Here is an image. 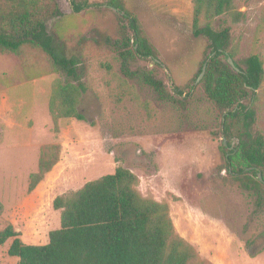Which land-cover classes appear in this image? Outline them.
<instances>
[{
    "label": "rangeland",
    "instance_id": "374dc122",
    "mask_svg": "<svg viewBox=\"0 0 264 264\" xmlns=\"http://www.w3.org/2000/svg\"><path fill=\"white\" fill-rule=\"evenodd\" d=\"M109 1L89 0L95 5L75 14L69 0H58L62 16L47 23L79 59L83 121L53 119L50 97L64 77L48 56L33 47L0 54V227L11 224L24 244H47L60 228L53 200L121 166L137 176L144 198L169 206L175 232L205 264H264V205L257 207L254 192L235 179L238 168L227 165L226 151L238 141L221 134L222 110L206 99L203 77L197 82L208 40L193 34V0H120L157 51L158 62L138 60L130 68L151 71L171 101L125 77L117 53L96 43L97 32L127 34V20ZM233 2L244 19L221 16L213 26L230 28L238 63L257 55L264 68V0ZM255 93L253 130L264 133V80ZM224 138L230 145L222 149ZM48 145L59 147L58 162L28 192ZM10 243L0 247V264L19 261L8 255Z\"/></svg>",
    "mask_w": 264,
    "mask_h": 264
},
{
    "label": "trees",
    "instance_id": "16d2710c",
    "mask_svg": "<svg viewBox=\"0 0 264 264\" xmlns=\"http://www.w3.org/2000/svg\"><path fill=\"white\" fill-rule=\"evenodd\" d=\"M69 3L75 14L95 5L89 0H69ZM108 6L127 20V34L112 39L97 32L96 43L111 47L117 53L125 77L138 78L160 100H173V93L151 71L130 68L138 60L156 62L157 59V51L138 18L120 0H110ZM61 16L58 0H0V54L20 55L25 48L33 47L48 56L64 77L55 83L50 97L53 119L83 121L85 118L77 109L84 90L79 77V59L67 54L59 35H54L47 26L48 21ZM221 16H228L235 23L244 19L233 0H193V34L208 40L201 84L206 99L222 110L221 134L228 140L234 137L238 141L233 149L226 151V163L232 172V167L238 168L235 179L243 189L254 192L256 205L261 208L264 205V133L253 130L256 114L252 103L264 80L263 62L257 55L248 56L241 64L235 60V51L230 48V28L213 26V21ZM228 56L238 72L228 65ZM172 91L183 94L176 86ZM225 147L223 142L222 149ZM58 158V146L40 149L37 170L28 179V192L35 189ZM138 183L137 176L129 169L118 166L113 174L53 200V209L61 212L60 228L49 232L47 244H24L8 224L0 227V247L11 241L7 253L19 259L17 264H205L195 249L175 232L169 206L144 198L137 189ZM2 211L0 203V216Z\"/></svg>",
    "mask_w": 264,
    "mask_h": 264
},
{
    "label": "water",
    "instance_id": "95a60500",
    "mask_svg": "<svg viewBox=\"0 0 264 264\" xmlns=\"http://www.w3.org/2000/svg\"><path fill=\"white\" fill-rule=\"evenodd\" d=\"M156 62H158L157 60H156ZM227 63H228V65L231 67V68H233L235 71H239V69L235 66V64H234V62H233V60H232V58L231 57H227ZM205 70H206V63L203 65V67H202V71H201V73H200V75H199V77H198V79H197V82H199V80L203 77V75H204V73H205ZM196 82V83H197ZM223 142H224V145L225 146H227V143H226V140H225V138L223 139ZM230 149H233V148H230ZM258 178H259V180L260 181H262V177H261V174L260 173H258Z\"/></svg>",
    "mask_w": 264,
    "mask_h": 264
}]
</instances>
